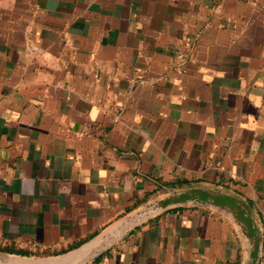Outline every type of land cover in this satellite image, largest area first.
Wrapping results in <instances>:
<instances>
[{"label":"crops","instance_id":"0c3cea01","mask_svg":"<svg viewBox=\"0 0 264 264\" xmlns=\"http://www.w3.org/2000/svg\"><path fill=\"white\" fill-rule=\"evenodd\" d=\"M255 259L264 0H0V264Z\"/></svg>","mask_w":264,"mask_h":264},{"label":"water","instance_id":"95a60500","mask_svg":"<svg viewBox=\"0 0 264 264\" xmlns=\"http://www.w3.org/2000/svg\"><path fill=\"white\" fill-rule=\"evenodd\" d=\"M209 201H211L209 196L197 192H189L173 199L174 203H207ZM253 264H257V259L254 260Z\"/></svg>","mask_w":264,"mask_h":264}]
</instances>
